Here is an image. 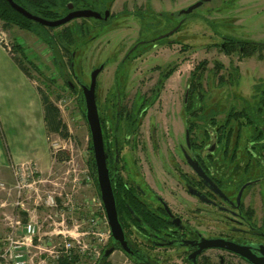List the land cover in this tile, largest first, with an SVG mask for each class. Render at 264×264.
<instances>
[{
  "label": "rangeland",
  "instance_id": "obj_1",
  "mask_svg": "<svg viewBox=\"0 0 264 264\" xmlns=\"http://www.w3.org/2000/svg\"><path fill=\"white\" fill-rule=\"evenodd\" d=\"M198 1L202 4L192 12L180 13ZM106 6L111 16L105 23L86 18L67 23L74 26L84 22L90 31L74 49V73L66 63V75L54 62L55 57L61 58L59 52L55 53L36 33L16 26L6 28L0 20V42L10 54L24 60L31 80L60 109L66 126L63 130L68 133L64 136L47 128L52 153L47 170H41L33 159L0 169V264H15L16 258L23 259V264H58L67 242L71 243L70 251L80 255V264H138L119 248L101 258L103 250L113 245L108 244L111 229L90 174V127L79 103L81 84L90 83L95 67L106 63L97 84L101 110L118 91V85L123 103L139 106L143 100L138 101L151 94L163 71L175 68L164 79L156 103L141 116L139 135L125 143L122 154L124 173L134 172L142 189L153 186L174 211L184 213L180 203L190 204L192 197L177 183L172 164L177 163L179 144H185L186 120L197 125L192 134L195 140H208L204 132L213 135L231 108L251 107L253 100L264 95V49L243 56L239 50L227 54L221 47L226 37L264 43V0H107ZM179 25L172 35L158 39ZM63 27L57 26L51 33L57 34ZM16 40L24 46L30 61L13 47ZM146 40L148 44L142 42ZM135 44L138 47L131 51ZM14 61L0 50L4 88L12 84L23 87L18 75L22 71ZM199 64L203 101L195 115L186 114L184 99ZM65 80L77 91H72ZM26 88L25 84L23 90L30 95ZM251 132L252 128L245 126L240 141H247ZM153 133L156 147H152ZM31 168L36 170L33 174ZM23 180L27 185L20 193L17 185ZM260 187L264 197V182L254 189ZM176 195L180 198H174ZM50 197L54 204L48 202ZM260 204L256 205L258 220ZM29 223L35 224V232L28 231ZM197 224L206 235L223 230L209 217ZM182 252L169 249L155 253L161 264H185ZM221 254L228 257L229 264H247L218 249H208L204 256L219 263Z\"/></svg>",
  "mask_w": 264,
  "mask_h": 264
},
{
  "label": "flooded vegetation",
  "instance_id": "obj_2",
  "mask_svg": "<svg viewBox=\"0 0 264 264\" xmlns=\"http://www.w3.org/2000/svg\"><path fill=\"white\" fill-rule=\"evenodd\" d=\"M79 9L85 8H76L72 4V8H69L67 13ZM92 10L102 15L100 17H90L86 19H93L95 22L99 23H105L110 19L111 13L108 17L105 16V12L107 10L110 11V9ZM142 42L148 44L147 40ZM137 47L138 44H135V47H132L131 51ZM69 83L71 82L69 81ZM161 89L162 87L159 88L160 91ZM190 89L191 85H189L188 93H186L184 105L188 102L187 98ZM260 97L261 98L258 97L257 100H253L254 104L251 105V107L244 106L241 110L231 108L236 111H242L247 108L246 112L248 116L254 120V123L248 124L246 119L242 117L230 121L227 130L233 127L234 133H236L234 138L232 136L230 140L226 138V140L222 141L218 132L219 126H225L230 112L223 124L216 126V131L213 135L208 134L207 130L204 132L208 140H195L192 134L197 125H195V122H190L188 119L186 120L185 144H179L178 156L177 159H175L177 163L172 164V168L178 176L177 183L187 195L192 197V202H190V204L188 202H186L187 204L185 205L180 203V206L186 211L185 213L177 211V209L174 211L163 195L155 190L153 186L148 185L147 190L142 189L139 178H137V174L135 175L134 172L124 173L126 161L124 160L122 152L125 143L130 142V138L135 140L139 135L138 132L140 131L143 121L141 116L145 113L147 107L152 105V103L145 104L144 100H151L153 94L141 97L143 101L138 106L140 109L133 110L137 105L133 103L132 106L127 107L123 103L120 91L118 92L117 115L119 116L122 106H125L128 108L125 114L136 116L135 119L127 121L134 122L136 131L122 137L120 149L119 140L115 136L113 130V120L111 119L112 117H110V111L106 109L110 100H107V104L103 110H101V108L99 109L105 151L107 154V164L110 169L111 177L112 174L115 175L120 172V182L127 187L135 188L136 195L139 199L144 202L146 201L153 212H156L157 218L163 220L161 228L159 227L158 232L155 233L148 232L144 228L141 217L135 216L137 225L134 227L131 239H127L132 250V255H130V257H132L136 263L161 264L159 263L161 261L160 256L158 254L156 255L155 252H167L169 249H181L183 250L182 258L185 260V264H200V261L208 249H218L229 255L239 257L247 264H252L242 256L221 248H208L198 253L197 251L200 248L199 242L202 238H224L237 244L249 246L253 253L260 255V247L264 246V197L261 187L258 190L254 189L256 185H261L262 182H264V136L258 131V127L264 130V95ZM157 100L158 99L153 103H156ZM198 105V109L200 110V104ZM119 107L120 109H118ZM184 113L187 114V110H184ZM103 122L105 125H103ZM241 122L243 123V128L245 126L252 128L249 139L244 142L240 141L241 136L238 140L236 138L239 123ZM192 123L194 125L193 127ZM235 123L237 128L235 127ZM103 126H105L106 131ZM190 127L193 129H190ZM188 131L190 133L189 143L187 141ZM240 135H242V131ZM152 138V147H156L154 133L152 134ZM195 166H200V170H202L215 185L208 181L206 176L204 177L199 174ZM244 176L245 178L241 180ZM174 198H180V196L176 195ZM186 200L188 199L186 198ZM176 201H178V199ZM259 201H261L260 220H258V210L256 208ZM200 215L204 217H200ZM207 217L217 222L219 228L223 230L219 233H209L207 235L202 232L197 223H200L201 219H206ZM174 220H177V222H174ZM219 258L220 264H229L228 257L221 254Z\"/></svg>",
  "mask_w": 264,
  "mask_h": 264
},
{
  "label": "trees",
  "instance_id": "obj_3",
  "mask_svg": "<svg viewBox=\"0 0 264 264\" xmlns=\"http://www.w3.org/2000/svg\"><path fill=\"white\" fill-rule=\"evenodd\" d=\"M106 1L107 0H14V2L19 4L23 8L27 9L31 13L46 19H58L63 17L69 11L68 8L69 3H72L76 8H92L97 10H105V9H109L107 8V6L104 7L106 5ZM100 5L103 6L104 8H100ZM0 20L4 23V26L6 28L16 26L22 30H27L36 33L47 45H49V47L52 48V50L55 53L59 52L61 54V58H56V57L54 58V62L56 66L61 70V73L65 74V72H63V68L65 67L66 63L70 65V68L73 71L72 73H74L73 70L74 68L72 67L75 56L74 49H77V47H79L82 38L85 37L90 31V27L87 25L85 26L84 22L80 24H76L74 26L65 24L64 27L60 30V32L53 35L51 31L54 30L55 27L45 26L37 21L29 19L28 17L17 11L14 7H12L11 3L8 0H0ZM83 20L86 21V19ZM13 47L17 51H20L22 55L30 61L28 56L25 54L24 46L18 40L14 41ZM221 47L227 54H232L236 50H239L241 52V55L250 56L253 55L255 52H257L258 50L262 48L264 49V43L226 37ZM12 56L15 62L20 66V68L31 78L32 76L30 70L26 66L24 60H22V58L20 57L14 56L13 54ZM203 65L204 66L202 67L205 68V64ZM200 67L201 65L199 64L196 67L195 71L192 72V76L190 78V85H191L190 94H189L190 99L185 104V110H187V114H191V115H195L196 111L199 110L198 104H200V102L203 101V95L200 94V87L202 85V83L200 82V78L202 76V73H200ZM197 70L199 71L198 73ZM174 71L175 68L169 69L168 71L165 72L163 71L161 80L156 84L157 88L154 87L151 90V94H153V98H151V100L150 99L144 100L145 104H151L158 98V96L160 95L159 88L163 86L164 79H168ZM65 82L71 87L72 91L74 92L77 91L76 87L72 86L71 83H69L66 80ZM38 90L43 99V103L45 107V119L49 130L52 132L61 133L64 136H68V133L64 132L66 126H64V124L62 123L60 109L49 99V97L44 93L41 87H39ZM117 90L118 91H116L113 97L109 99L110 101L108 106H106V109L110 111V117H112L111 119L113 120V130L115 136L119 140V149H120L122 137L124 135L126 136L132 134L136 131L134 122H127L130 119H135L136 116L125 114V112L128 111L127 110L128 108H126L125 106H122L121 111L119 112V116L117 115L118 92L119 91L121 92L119 85L117 87ZM261 92L262 94H264V90H261ZM97 101H98V95H97ZM140 101H142V98L138 102ZM79 103L81 105L83 117L86 119L85 104H84V97L82 91H80L79 93ZM98 104L100 105L99 101ZM136 109H140V107L136 106L133 108V110ZM246 111L247 108L243 109L242 111H236L234 109H231L228 115V121L226 122L225 126L223 127V125H221L218 128L219 137H221L222 141L226 140V138L227 140H230L232 138L234 134V129L232 127L229 128V130H227V127L229 126L230 121H232L233 119H239L240 117H242L246 119V122L248 124L254 123V120H252V118L248 116V113ZM103 125H105L104 122ZM193 126L194 125L192 123V127ZM103 127L106 131L105 126ZM192 127H190V129H193ZM242 129H243V123L241 122L239 123V129L236 137L237 140L241 136L240 134ZM258 131L259 133H261V135L264 136L263 129L258 127ZM89 150H90L89 152L90 174L93 179V183L95 185L97 194L100 197L96 183L97 167L95 162L94 151L92 149L91 137H90ZM119 175L120 172L116 173L115 175L112 174V182H113V190L116 198L117 210L119 214V220L124 228L126 237L128 239H131V236L134 232V227L137 225V219L135 218V216L141 217L144 228L148 232L157 233L159 227L161 228L163 220L157 218L156 212H153V210L149 207V204L146 201L144 202L139 199V197L136 195L135 188L127 187L125 184L120 182ZM108 244H113L112 235L110 238V242ZM58 264H80V255L77 253H72V251L70 255L63 253L59 257ZM200 264H220V263H214L211 261L209 256H203L202 260L200 261Z\"/></svg>",
  "mask_w": 264,
  "mask_h": 264
},
{
  "label": "water",
  "instance_id": "obj_4",
  "mask_svg": "<svg viewBox=\"0 0 264 264\" xmlns=\"http://www.w3.org/2000/svg\"><path fill=\"white\" fill-rule=\"evenodd\" d=\"M8 1L11 3L12 7H14L17 11H19L29 19H32L34 21L41 23L42 25L50 26V27L62 26L75 18L100 17L102 15L97 11L85 8V9L71 11L67 13L65 16L58 19H46L31 13L27 9L23 8L22 6L14 2V0H8ZM201 4L202 1H198L193 5L189 6L188 8L183 9L180 13L181 14L190 13L195 8L199 7ZM68 7L72 8V3H69ZM109 14L110 11L107 10L105 12V16L108 17ZM178 28L179 26H177L169 33L158 37V39H162L167 36H170ZM105 67H106V63H102L99 66L95 67L90 75L91 78L90 83L81 84L82 93L84 97V104H85V114H86L87 122L90 127L92 148L94 151L95 162L97 167L96 183L107 216V220L110 225L111 235L114 242V244L104 252V255L102 257L103 259L109 256L117 248H121L127 254L132 255V250L130 248L124 228L119 220L116 198L112 184V177L110 174V169L107 164V154L105 151L101 118H100V113L96 98V87L98 84V76ZM118 109H120V107ZM187 141L188 143L190 142L189 131L187 132ZM195 169L196 171H198L199 174L203 175L204 177L206 176V174L202 170H200V166L199 167L195 166ZM206 178L213 185H215L210 180V178H208L207 176ZM174 222H177V220H174ZM199 247L200 248L197 251L198 253H201L203 250L208 248H221L242 256L252 264H264V246L260 247V255H256L255 253L252 252L249 246L237 244L235 242L228 241L224 238H202V240L199 242Z\"/></svg>",
  "mask_w": 264,
  "mask_h": 264
},
{
  "label": "crops",
  "instance_id": "obj_5",
  "mask_svg": "<svg viewBox=\"0 0 264 264\" xmlns=\"http://www.w3.org/2000/svg\"><path fill=\"white\" fill-rule=\"evenodd\" d=\"M0 50L5 56H12L1 42ZM15 64L22 71L18 75L23 87L12 84L11 88H4L0 81V169L33 159L41 170H47L52 164V153L43 99L35 82ZM25 84L30 95L23 90Z\"/></svg>",
  "mask_w": 264,
  "mask_h": 264
},
{
  "label": "built area",
  "instance_id": "obj_6",
  "mask_svg": "<svg viewBox=\"0 0 264 264\" xmlns=\"http://www.w3.org/2000/svg\"><path fill=\"white\" fill-rule=\"evenodd\" d=\"M6 44H7V43H6ZM9 49H11V48L9 47ZM35 171H36V170H35L34 168H31V169H30L31 174H33ZM26 185H27V184H26L25 180H23V181H21V182L18 183L17 188L20 190V193H21V189H23ZM99 198H100V197H99ZM100 199H101V198H100ZM48 202H49L50 204H54V199H53L52 197H50V199H49ZM100 206L103 207L102 209L104 210V206H103L102 200H101V204H100ZM104 211H105V210H104ZM93 220H94V219H93ZM27 228H28V231H29V232H35L36 226H35V224L29 223L28 226H27ZM65 246H66V248H65V253L68 254V255H70V254H71V251H70V249H71V243H70V242H67V243L65 244ZM20 256H21V255H16V257H20ZM14 263H15V264H23V263H24V260H23V259H22V260H19V258H18V259L16 258V260H15Z\"/></svg>",
  "mask_w": 264,
  "mask_h": 264
}]
</instances>
